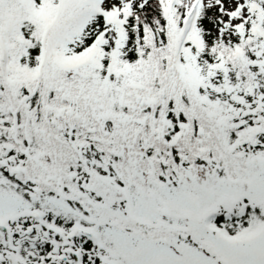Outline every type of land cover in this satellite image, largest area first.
<instances>
[{"label":"snow or ice","instance_id":"1","mask_svg":"<svg viewBox=\"0 0 264 264\" xmlns=\"http://www.w3.org/2000/svg\"><path fill=\"white\" fill-rule=\"evenodd\" d=\"M0 264H264V0H0Z\"/></svg>","mask_w":264,"mask_h":264}]
</instances>
